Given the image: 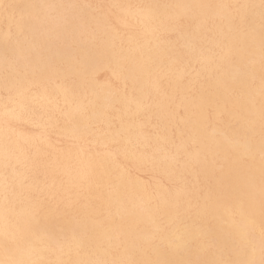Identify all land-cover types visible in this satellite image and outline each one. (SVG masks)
Returning a JSON list of instances; mask_svg holds the SVG:
<instances>
[{"label":"bare ground","instance_id":"1","mask_svg":"<svg viewBox=\"0 0 264 264\" xmlns=\"http://www.w3.org/2000/svg\"><path fill=\"white\" fill-rule=\"evenodd\" d=\"M95 1L0 0V264H259L262 0Z\"/></svg>","mask_w":264,"mask_h":264},{"label":"rangeland","instance_id":"2","mask_svg":"<svg viewBox=\"0 0 264 264\" xmlns=\"http://www.w3.org/2000/svg\"><path fill=\"white\" fill-rule=\"evenodd\" d=\"M92 6H99V3H96V1L94 0V2L92 3ZM102 8H103L102 11H106V13H108L110 22L114 23V20H113L111 12L107 9V7H102ZM109 78L110 77H109V75L107 73L100 74V79L103 80V81L104 80H109ZM23 130L25 132L29 133V134L34 135V136L39 134V132L36 129H33L31 127H23ZM50 139H51V141L55 144V146L58 149H63L64 150L68 146L67 143L64 140L58 139V138H56L53 135H51ZM129 171H130V173L132 174L133 177L141 180L143 182V184H145L149 188L153 187L158 181L162 180V179H159L157 176L150 174L146 170H137L134 167V165H132L130 163H129ZM162 183L163 184H167L163 180H162ZM259 254L261 255V257H264V255H262V249L259 250ZM259 254H258V256H259Z\"/></svg>","mask_w":264,"mask_h":264},{"label":"snow or ice","instance_id":"3","mask_svg":"<svg viewBox=\"0 0 264 264\" xmlns=\"http://www.w3.org/2000/svg\"><path fill=\"white\" fill-rule=\"evenodd\" d=\"M262 7H264V0H262ZM262 71H264V65H262ZM262 255H264V250H262ZM3 264H24L23 261H7V262H3ZM96 264H105V262H96ZM113 264H115V262H113ZM250 264H255V262H250ZM259 264H264V258H262L259 262Z\"/></svg>","mask_w":264,"mask_h":264}]
</instances>
